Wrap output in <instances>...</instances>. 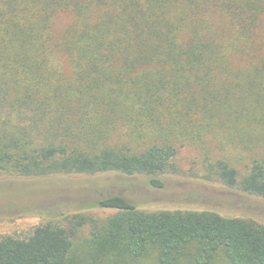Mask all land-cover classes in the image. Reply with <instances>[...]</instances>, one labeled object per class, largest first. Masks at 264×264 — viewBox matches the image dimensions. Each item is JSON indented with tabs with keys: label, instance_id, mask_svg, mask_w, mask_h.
<instances>
[{
	"label": "trees",
	"instance_id": "16d2710c",
	"mask_svg": "<svg viewBox=\"0 0 264 264\" xmlns=\"http://www.w3.org/2000/svg\"><path fill=\"white\" fill-rule=\"evenodd\" d=\"M263 14L264 0H0V175L144 174L162 188L180 147L263 145ZM210 151L203 179L264 197V157L241 171ZM86 207L114 212L2 235L0 264H264L252 217L121 193Z\"/></svg>",
	"mask_w": 264,
	"mask_h": 264
},
{
	"label": "rangeland",
	"instance_id": "374dc122",
	"mask_svg": "<svg viewBox=\"0 0 264 264\" xmlns=\"http://www.w3.org/2000/svg\"><path fill=\"white\" fill-rule=\"evenodd\" d=\"M71 19V16H61L58 20L59 29L63 30ZM260 31L264 34V14ZM62 60L68 69L69 60ZM255 130L256 134L261 131L257 132L258 128ZM212 139L215 140H211L206 149H211L215 158H234L233 162L241 171L246 170L250 154L264 157V144L245 147L227 143L222 148L216 137ZM204 151L191 145L180 147L176 157L179 171L164 175L162 188L152 187L149 177L144 174L108 172L35 177L1 174L0 236L11 234L26 237L39 224L74 210L105 217L114 211L88 208L86 205L99 195L109 193L133 197L146 207L210 209L225 216L252 217L264 223V197L246 194L201 177L204 172ZM90 233V225L81 229L75 238V245L83 247ZM213 264L230 263L218 259Z\"/></svg>",
	"mask_w": 264,
	"mask_h": 264
}]
</instances>
